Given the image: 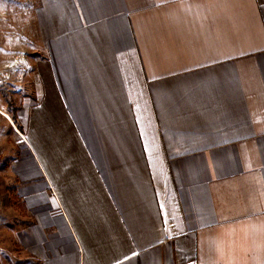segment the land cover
<instances>
[{
	"label": "crops",
	"instance_id": "obj_1",
	"mask_svg": "<svg viewBox=\"0 0 264 264\" xmlns=\"http://www.w3.org/2000/svg\"><path fill=\"white\" fill-rule=\"evenodd\" d=\"M0 157L21 260L264 264V0H0Z\"/></svg>",
	"mask_w": 264,
	"mask_h": 264
},
{
	"label": "rangeland",
	"instance_id": "obj_2",
	"mask_svg": "<svg viewBox=\"0 0 264 264\" xmlns=\"http://www.w3.org/2000/svg\"><path fill=\"white\" fill-rule=\"evenodd\" d=\"M4 160L0 157V168ZM12 183L6 181L0 173V264H31L28 261L21 260L16 254V247L12 244V234L8 229L13 227L15 222L16 210L15 200L7 193ZM10 225V227H8ZM11 235V236H10ZM33 264V263H32Z\"/></svg>",
	"mask_w": 264,
	"mask_h": 264
}]
</instances>
